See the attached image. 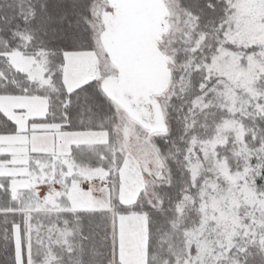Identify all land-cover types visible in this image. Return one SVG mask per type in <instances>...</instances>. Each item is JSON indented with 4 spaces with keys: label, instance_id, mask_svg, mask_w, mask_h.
<instances>
[{
    "label": "snow or ice",
    "instance_id": "1",
    "mask_svg": "<svg viewBox=\"0 0 264 264\" xmlns=\"http://www.w3.org/2000/svg\"><path fill=\"white\" fill-rule=\"evenodd\" d=\"M0 264H264V0H0Z\"/></svg>",
    "mask_w": 264,
    "mask_h": 264
},
{
    "label": "crops",
    "instance_id": "2",
    "mask_svg": "<svg viewBox=\"0 0 264 264\" xmlns=\"http://www.w3.org/2000/svg\"><path fill=\"white\" fill-rule=\"evenodd\" d=\"M42 188H43V186H42Z\"/></svg>",
    "mask_w": 264,
    "mask_h": 264
}]
</instances>
